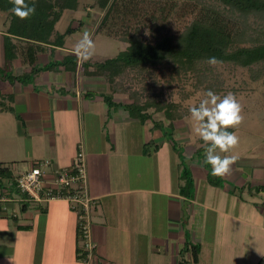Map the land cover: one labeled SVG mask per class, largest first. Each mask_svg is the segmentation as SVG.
<instances>
[{
	"label": "crops",
	"instance_id": "1",
	"mask_svg": "<svg viewBox=\"0 0 264 264\" xmlns=\"http://www.w3.org/2000/svg\"><path fill=\"white\" fill-rule=\"evenodd\" d=\"M82 28L83 25L75 28L60 47L45 46L34 63L41 70L31 81H0V93L12 96L7 105L19 116L18 126L24 129L18 132L15 123L0 115V162H5L3 157L8 152L18 150L14 139L23 137L27 140L26 160L35 155V144L41 155L21 172L47 161V166L39 167L49 181L55 170L70 167L81 147L88 195L95 201L91 212L96 244L92 264H178L181 258L190 259L184 250L187 242L199 246L197 264H264V203L247 205L243 199L246 191L252 196L257 193L251 185L261 189L264 171L235 177L233 174L239 194L228 186L216 187L221 192L220 199L230 197L235 205H213L205 197L201 199L198 190L203 188L206 193L209 189L200 182L193 195L181 194L175 152L160 128L153 130L155 122L167 128L163 117L154 113L152 120L145 122L131 118L125 108L130 103L128 94L115 86L107 70L97 68L127 45L94 37V55L82 60L75 54ZM2 35L0 30V65ZM114 43L116 50L111 55ZM69 55L77 56L74 68L58 64L43 69L47 63H59ZM16 62L18 68L24 66L23 73L31 70L19 56L11 64L13 76H20L14 73ZM174 124L175 140L179 129ZM184 141L188 143V139ZM1 181L0 264H80L75 213L63 202H29L10 181ZM205 225L216 226L210 249L209 241H202ZM219 247L229 251L220 256Z\"/></svg>",
	"mask_w": 264,
	"mask_h": 264
},
{
	"label": "trees",
	"instance_id": "2",
	"mask_svg": "<svg viewBox=\"0 0 264 264\" xmlns=\"http://www.w3.org/2000/svg\"><path fill=\"white\" fill-rule=\"evenodd\" d=\"M88 1L103 12L96 33H105L104 27L117 20L121 22L122 29L119 35L117 33L115 35L117 34V38L127 44L125 50L103 61L97 68L107 70L117 85L143 81L141 89H131L130 103L125 104V108L129 116L139 122L152 120L153 113H162L167 128L172 130L163 134L168 138L166 140L171 143L174 152L177 151L173 139V125L190 114V110H182L179 102L167 100L162 90H155L152 85L146 86L147 80L153 84L156 81V73L160 72L162 76L165 71L170 78L173 74L183 77L191 75L196 78L197 83H200L210 72V64L207 63L210 57L220 61L218 64H229L249 70L260 66V72L264 70V0H211L212 3L201 6L189 24L176 35L166 31V6L169 3L174 6L184 0ZM28 2L32 3V0ZM34 2L36 14L29 19L21 20L11 11L14 6L11 0H0V13L8 17L2 35L3 58L0 65V81L21 83L31 81V77L41 70L34 66L37 55L44 52L45 46H62L65 37L76 30L68 26L63 33H55V25L64 12L72 13L77 10L79 0H34ZM146 2L157 5L158 12V15H150L152 27L148 38L143 37L144 27L136 21L139 11ZM78 26H81V23H78ZM105 35H111V30L106 31ZM19 56L31 69L28 73H24L23 76L27 74V77L12 75V61ZM76 60L77 56L69 55L59 63H47L43 69L58 64L70 65L67 69H72ZM256 78V75L252 76L253 80ZM11 100L12 96L3 97L0 93V111L13 114L17 121H20L14 109L7 105V101ZM105 101L110 102L108 98H105ZM153 127L161 129V124L155 122ZM199 141L203 143L201 139ZM204 167H207L206 164ZM208 175L209 172L206 176ZM185 177L190 179L189 174L182 171L180 179L186 181ZM3 179L11 180L12 185H15L7 168L0 169V187ZM188 186L189 190L191 187ZM257 190L258 187L255 188V191ZM180 193L187 195L191 192L185 191L181 186ZM186 244L184 250L189 252L190 259L181 258L178 264H197L199 246L188 242Z\"/></svg>",
	"mask_w": 264,
	"mask_h": 264
},
{
	"label": "rangeland",
	"instance_id": "3",
	"mask_svg": "<svg viewBox=\"0 0 264 264\" xmlns=\"http://www.w3.org/2000/svg\"><path fill=\"white\" fill-rule=\"evenodd\" d=\"M211 3V0H184L177 2L176 4H174V6L170 5L169 3L166 6L165 11L166 31L174 35L178 34L194 18L201 6ZM156 7L157 5L153 3L149 4L148 2H146L138 13V18L136 21H139L144 27V38H148L149 34L151 33L150 28L152 27V22L150 20V15H158ZM102 16L103 12L96 8L90 1L79 0L77 10L72 13L64 12L60 20L55 25V30L57 33H61L68 26L77 28L78 23H81V25H83L82 31H89L92 34V38L96 37V39L100 38L103 40H108L109 42L116 43L121 42L117 37L122 29V26L121 22L117 20L112 22L113 24L104 27L105 33L106 31L109 32L111 30V35L107 36L105 35V33H96V28H98ZM7 22V15L0 13L1 33H4L7 26ZM115 33H117L118 35H115ZM115 46L116 44L114 43L110 51L111 53L109 54H114L116 48L113 47ZM40 60L41 59L38 58L37 62L39 63ZM14 65L16 66L14 69V73L20 74L22 77L24 75V66L18 68V62H16ZM260 69V66L253 67L251 70H249L247 68H240L238 66H233L229 64H216L215 66L210 65V72H208L204 76V78H202V81L200 83H197L196 78L191 75L183 77L175 76L173 74L170 78L168 73L164 71L162 76H160V72L156 73V81H154L153 84L151 81L147 80L146 86L152 85L155 90H162L167 100L179 102L182 107V110H190L193 105H198L199 101L204 98V94L208 90H212L221 97L232 93L242 107L241 114L244 119L243 122L237 128H229L228 131L235 132L238 135L239 144L235 149L231 150L229 153H219V150H217V152L221 156L231 154L238 155V160L231 166V171L229 173L231 174V176L233 174L234 177L237 174H261L264 171V70L260 72ZM4 74L9 75L10 73ZM254 75H256L257 77L256 80L252 79V76ZM23 77H27V74ZM142 83L143 81L141 83L138 81H131L129 84H116L115 86H120L117 88L121 89V92H126L128 94V98H130L129 95L131 89H141V86L143 85ZM143 95H145V93H143ZM149 112H152V110H149ZM0 115L1 117L10 120L12 123H15L17 125L16 130L18 132H23L24 129L21 127V124H19L18 126L17 119L14 115L7 113H0ZM157 115L158 118L163 117L162 113H159ZM164 125L166 126L167 123H165ZM176 125L179 129V135L176 136L174 144L177 151L175 152V155L178 161L177 167L179 170V175L180 173H182V171H185L187 172V174H189L190 177L189 180L186 177V181L181 180L182 188L185 189V191H190L193 195L194 192H197V184L200 182L202 184V187H207L206 190L209 189L206 193H203V188L198 190V195L199 197H201V199L205 197V199H207V201H209V203L213 205H235L234 200L230 197H228V200L227 198L222 199V197L220 199L221 192L218 191V189H225L228 186L230 187V189L235 190V194H239L240 190L233 182V176L231 178H223V176H213L211 174V165H208L204 162L206 145L204 144V142L201 143L199 141L200 138L193 132V121L191 119L190 114L184 116L181 121L176 122ZM153 130H155V128H153ZM159 130L165 140L168 138L165 137L163 133L172 132L171 129H168L163 126ZM124 134L128 136L129 132L126 131L124 132ZM5 139H9V137H5ZM161 139L162 138H160V140ZM187 139L188 143H184V140ZM26 141L27 140L23 139V137H21L19 140L14 139L15 145H19L18 150L13 151V153L11 154H9L8 152V154H6V156L4 155L3 157L5 158L3 159L5 162H0V169L7 168L10 172L12 180H14L21 173L22 170L27 169L30 162H33L37 156L41 155L40 152L38 153L35 144V149H33V151H35V155L26 160V152L24 150V145L26 144ZM188 145L190 146L187 147ZM152 147L153 145L149 146V149H151ZM165 147L166 146H164L163 149L166 151ZM165 151H163V153H165ZM190 156L192 158H189ZM179 157H181V159H179ZM11 159L15 162L8 161ZM204 164H206L207 167H204ZM208 172L209 175L207 177L206 175L208 174ZM205 177L206 182H208L211 187L206 184ZM193 182L196 183V187L193 186ZM185 183L188 184L185 185ZM188 185H190L191 187L189 190ZM260 186L264 187L263 182ZM251 188L253 192H256V187H254V185H251ZM259 190H257V193H254L253 196L250 195L247 191L243 194V199L247 203V205L256 206L264 203V190ZM218 222L223 225V222H220V220ZM212 223H214V220L212 221ZM228 227L232 228L231 225H228ZM215 228L216 226H204L203 238H201L203 242L206 241V239L207 242L209 241L210 246L207 249H210V247H212L211 245L213 242V234L215 233ZM235 229L237 228L235 227ZM233 239L236 241L235 237H233ZM233 244H235L234 241ZM202 246L203 250H206V248L204 247L205 243ZM218 249L219 250L217 254L220 256L223 255V253L227 252V250L229 251V249L224 250L222 247H219ZM220 251H222V254L219 253ZM254 252L256 251L254 250ZM245 253H248L247 250L245 251Z\"/></svg>",
	"mask_w": 264,
	"mask_h": 264
},
{
	"label": "clouds",
	"instance_id": "4",
	"mask_svg": "<svg viewBox=\"0 0 264 264\" xmlns=\"http://www.w3.org/2000/svg\"><path fill=\"white\" fill-rule=\"evenodd\" d=\"M14 5L11 11L21 20L31 18L36 14L35 2L28 0H11ZM95 51L92 34L85 30L75 45V54L82 60H89ZM208 64L215 66L220 63L215 57H210ZM242 107L236 97L229 93L223 97L212 90L204 94L198 105L190 108L193 121V132L204 142L205 160L211 165L213 176H225L230 173L231 166L238 160V155H223L229 153L239 144V137L229 128H237L243 122Z\"/></svg>",
	"mask_w": 264,
	"mask_h": 264
},
{
	"label": "built area",
	"instance_id": "5",
	"mask_svg": "<svg viewBox=\"0 0 264 264\" xmlns=\"http://www.w3.org/2000/svg\"><path fill=\"white\" fill-rule=\"evenodd\" d=\"M44 161L39 166H47ZM31 166L15 179L16 189L32 203L46 205L51 202H63L76 215L78 237V255L80 264H92L96 244L92 238L91 212L95 201L88 195L85 158L79 146L72 163L67 169L55 170L51 180L47 181L41 167Z\"/></svg>",
	"mask_w": 264,
	"mask_h": 264
}]
</instances>
